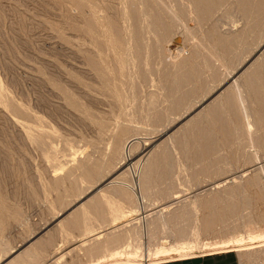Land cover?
I'll use <instances>...</instances> for the list:
<instances>
[{
	"label": "rangeland",
	"instance_id": "374dc122",
	"mask_svg": "<svg viewBox=\"0 0 264 264\" xmlns=\"http://www.w3.org/2000/svg\"><path fill=\"white\" fill-rule=\"evenodd\" d=\"M198 2L0 0V264H264V0Z\"/></svg>",
	"mask_w": 264,
	"mask_h": 264
},
{
	"label": "bare ground",
	"instance_id": "6f19581e",
	"mask_svg": "<svg viewBox=\"0 0 264 264\" xmlns=\"http://www.w3.org/2000/svg\"><path fill=\"white\" fill-rule=\"evenodd\" d=\"M163 1V0H162ZM199 2L196 4L197 5V8H198V10H202V9H206V8H208V7H210L211 8V3H212V1L213 0H198ZM153 2V1H152ZM162 4V3H161ZM245 4V3H244ZM162 5H164V4H162ZM191 5V4H190ZM195 5V6H196ZM139 6V5H138ZM166 6V5H165ZM161 7V5L158 3V8H160ZM209 8V9H210ZM257 9H259V8H257ZM207 10V9H206ZM260 10V9H259ZM258 10V11H259ZM139 11V10H138ZM203 11V10H202ZM133 12V11H132ZM136 12V11H135ZM210 12V11H209ZM144 13V12H143ZM159 13V12H158ZM169 13V12H168ZM175 13V12H174ZM132 14V13H131ZM160 14H161V12H160ZM207 14V13H206ZM163 15V14H162ZM109 16V15H108ZM159 16V15H158ZM157 16V18H159ZM169 17V16H168ZM254 17V16H253ZM156 18V19H157ZM160 19H165V16L164 17H161L160 16ZM159 19V20H160ZM158 20V19H157ZM163 21V20H162ZM150 22V21H149ZM255 22V21H254ZM152 25V24H151ZM149 27V26H148ZM158 27H159V25H158ZM223 37V36H222ZM234 37V36H233ZM136 39V38H135ZM139 41V40H138ZM236 41V40H235ZM234 42V41H233ZM138 43V42H137ZM221 44V43H220ZM138 45V44H137ZM208 45V44H207ZM219 46V45H218ZM222 47V46H221ZM227 49V48H226ZM158 51V50H157ZM212 51H214L213 49H212ZM209 52V51H208ZM153 54V53H152ZM216 54V53H215ZM212 57V56H211ZM190 59H191V57H190ZM107 62V61H106ZM105 62V63H106ZM108 62H110V61H108ZM200 63V62H199ZM120 64H121V62H120ZM192 64V63H191ZM208 66H209V64H207ZM116 66V65H115ZM180 66V65H179ZM261 66H262V69H264V60L262 61V64H261ZM181 67V66H180ZM182 67H183V65H182ZM191 68V67H190ZM185 70H186V68H184ZM260 69V68H259ZM105 71V70H104ZM180 72V71H179ZM187 72V71H186ZM263 72H264V70H263ZM120 73V72H119ZM182 73V72H181ZM121 74V73H120ZM173 74V73H172ZM184 74V73H183ZM189 75V74H188ZM253 76V74H252V72H251V74H249L247 77H249L248 79L250 80L251 78H252V76ZM173 76V75H172ZM187 76V75H186ZM167 77V76H166ZM176 77V76H175ZM174 77V78H175ZM172 78V77H171ZM173 78V79H174ZM177 78V77H176ZM176 78H175V80H176ZM250 82V81H249ZM168 85V84H167ZM237 85V84H236ZM109 86V85H108ZM167 88V87H166ZM170 89V88H169ZM254 89H255V92H254V94L256 95L258 92H256L257 91V89H256V87H254ZM262 89H264V83L262 84ZM2 90V89H1ZM229 92V91H228ZM6 93V92H5ZM167 95H169V94H167ZM258 95V94H257ZM3 98V97H2ZM217 100V99H216ZM253 100V99H252ZM6 103V102H5ZM217 104V103H216ZM214 105V104H213ZM221 105V104H220ZM244 106V105H243ZM213 107V106H212ZM211 107V109H215V107L214 108H212ZM218 108H219V105L217 106ZM221 107V106H220ZM245 107V106H244ZM259 109V108H258ZM22 110V109H21ZM216 110L217 109H215V111H214V113L216 112ZM24 111V110H23ZM13 112V111H12ZM15 112H16V110H15ZM26 112V111H25ZM24 112V113H25ZM206 112H209L208 110L206 111ZM212 112H213V110H212ZM23 113V112H22ZM210 113V112H209ZM218 113V112H217ZM206 114V113H205ZM260 114H261V112H260ZM21 115V114H20ZM18 116V115H17ZM29 116V115H28ZM202 117H204V116H202ZM25 118V117H24ZM198 118V117H197ZM231 119V118H230ZM235 121H236V118H233ZM41 120V119H40ZM39 120V121H40ZM194 120H196V119H194ZM193 120V122H195ZM235 121H234V123H235ZM243 121V120H242ZM197 122V121H196ZM195 122V123H196ZM200 122V121H199ZM254 122V121H253ZM46 123V122H45ZM228 123V122H227ZM47 124H49V123H47ZM188 124V123H187ZM40 125V124H39ZM226 127H227V125H226ZM229 128V127H228ZM34 129V128H33ZM43 130V129H42ZM35 132V131H34ZM30 134V133H29ZM225 135V134H224ZM37 138V137H36ZM226 138V137H225ZM219 146V145H218ZM213 150V149H212ZM84 165V164H83ZM92 170V169H91ZM90 171V170H89ZM17 172V171H16ZM85 172V171H84ZM88 172V171H87ZM97 174V173H96ZM19 178V177H18ZM87 179V178H86ZM147 183V182H146ZM147 186V185H146ZM114 188V187H113ZM112 192V191H111ZM112 193H114V192H112ZM94 202H96V203H99V202H97V201H94V199H93V203L92 204H94ZM90 204H91V201H90ZM101 204H102V201L100 202V204L98 205V204H95L96 205V207H97V209H98V211L99 210H103V209H101ZM94 205V206H95ZM106 206V205H105ZM104 206V207H105ZM143 206V205H142ZM83 208H84V210H82V211H84L83 212V214L82 215H84L86 218L85 219H83L82 218V216H81V218L85 221L86 219H88V218H90V216H91V213H93L94 214V211H92V207L91 206H89V202H88V206H86V203H84L83 204V206H82ZM112 207H113V205H112ZM109 208V207H108ZM117 210H120V209H113L112 211H117ZM79 211V210H78ZM81 211V212H82ZM110 211V210H109ZM103 212H105V211H103ZM99 213H100V211H99ZM107 213V212H106ZM90 214V216H88ZM101 214V213H100ZM100 214H98V215H100ZM97 215V218H99V216ZM119 215L120 214H118L117 212H115V217L116 218H118L119 217ZM75 216V215H74ZM73 216V217H74ZM93 216V215H92ZM101 216V215H100ZM103 216V215H102ZM77 217V216H76ZM112 217V216H111ZM73 219V218H72ZM80 219V218H79ZM101 219V218H100ZM105 219V218H104ZM74 220V219H73ZM89 220V219H88ZM88 220H86V221H88ZM113 220V219H112ZM96 221V220H95ZM106 221V220H105ZM89 222V221H88ZM92 222V221H91ZM101 223V222H100ZM97 224V223H96ZM62 227H64L63 225H62ZM99 234V233H98ZM241 236V235H240ZM252 236V235H251ZM259 236V235H258ZM115 237V236H114ZM108 238V237H107ZM73 239V238H72ZM102 239V238H101ZM104 239V238H103ZM88 240V239H87ZM119 237L118 236H116L115 238H111L110 240H107L106 242L107 243H105L104 244V246L102 247V246H98L97 247V249H95V250H92L93 249V247H92V249H91V247H90V249H88L89 250V254H90V256L91 257H93V255H96V253H101L102 251L103 252H106V251H111V253L110 254H116L117 253V255H118V253H122V254H120V255H125L126 253H127V248L128 247H130V246H125L123 249H119L117 246H119ZM100 241V240H99ZM121 241V240H120ZM38 244H36V245H34V246H36L33 250L31 249V248H28L24 253H25V259H26V261L24 262L23 260L21 261V259L20 260H18L17 258H12V259H14V260H12L11 259V261H10V263L8 262V263H5V264H22V262H24L25 264H27V261L28 260H30V258H32L33 259V257H37L36 255H39L40 253H41V250L43 249V247L44 246H42L43 245V243H44V241L43 242H37ZM101 244V243H100ZM102 245V244H101ZM187 245V243L186 242H181V243H178V244H176L175 246H173V245H171V246H173V247H176V249L177 248H180L181 249V247H183V246H186ZM42 246V247H41ZM120 247V246H119ZM122 247V246H121ZM32 248H33V246H32ZM88 248V247H87ZM96 248V247H95ZM170 248V247H169ZM185 248V247H184ZM183 248V249H184ZM191 248V247H190ZM250 248H252V247H249V246H244L243 248H237V249H235V250H239V251H241V250H248V249H250ZM31 249V250H30ZM159 249H166V250H168V247H160V248H157L156 250H159ZM172 249V248H171ZM175 249V250H176ZM182 249V250H183ZM85 250H86V248H85ZM88 250H87V252H88ZM130 250V249H129ZM174 250V249H173ZM100 251V252H99ZM113 251V252H112ZM132 251V250H131ZM169 251H172V250H170L169 249ZM129 253H130V251H128ZM133 252V251H132ZM139 252V251H138ZM160 252V251H159ZM23 254V253H22ZM109 254V255H110ZM131 255V254H130ZM136 255V254H135ZM21 256V255H20ZM19 256V257H20ZM89 256V257H90ZM127 256V255H126ZM95 257V256H94ZM114 257V256H113ZM24 258V257H23ZM34 258V259H35ZM101 258H105V255L102 257H99V260L101 259ZM1 259V258H0ZM24 259V260H25ZM36 259H38V258H36ZM130 260V259H129ZM94 261H96V260H94ZM4 263H2V264H4ZM23 263V264H24ZM29 264V263H28Z\"/></svg>",
	"mask_w": 264,
	"mask_h": 264
}]
</instances>
